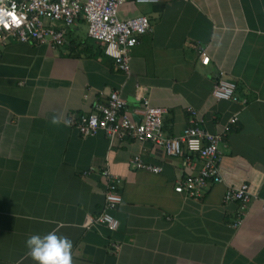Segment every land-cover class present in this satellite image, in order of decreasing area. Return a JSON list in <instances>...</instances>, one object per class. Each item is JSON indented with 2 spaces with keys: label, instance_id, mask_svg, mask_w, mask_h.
I'll return each instance as SVG.
<instances>
[{
  "label": "crops",
  "instance_id": "crops-1",
  "mask_svg": "<svg viewBox=\"0 0 264 264\" xmlns=\"http://www.w3.org/2000/svg\"><path fill=\"white\" fill-rule=\"evenodd\" d=\"M130 12L145 14L150 30L128 49L127 73L87 37L83 18L56 47H0V264H37L25 241L53 230L72 241L73 264H264V0H160ZM218 72L234 83L235 100L212 96ZM113 90L128 109L138 107L137 95L165 108L168 136L186 126L187 107L205 131H224L221 181L186 197L173 190L187 172L181 157L149 141L81 136L71 114ZM183 155L199 170L200 158ZM133 156L161 171L133 167ZM102 168L119 179L120 202L108 210L115 229L85 223L104 209ZM243 180L250 197L234 225L237 203L222 194Z\"/></svg>",
  "mask_w": 264,
  "mask_h": 264
},
{
  "label": "built area",
  "instance_id": "built-area-1",
  "mask_svg": "<svg viewBox=\"0 0 264 264\" xmlns=\"http://www.w3.org/2000/svg\"><path fill=\"white\" fill-rule=\"evenodd\" d=\"M160 0H0V47L9 40L19 42L31 41L48 45L51 48L61 45L68 27L74 25L78 18L86 23V35L97 43L104 55L110 57L115 66L127 73L129 68L128 49L138 42V36L150 30V23L145 14H130L136 4H154ZM120 11L129 15L122 17ZM199 63L208 61L203 49L197 48ZM234 83L223 78L218 72L213 78L211 94L215 99L235 100ZM138 107L128 109L126 101L116 91L107 93L105 101L95 102L87 113H72L69 124L76 128L81 136L94 135L101 131L112 143L118 139L129 137L138 141H149L161 147L170 157H181L180 164L186 174L173 190L186 197H197L209 184L221 181L218 165V143L225 132L209 133L194 121L195 112L187 107V124L178 135L168 136L162 131V120L166 113L163 107L153 106L146 97L137 95ZM244 102V100L242 101ZM264 109V100L261 101ZM233 121V118L231 119ZM227 126L224 127L226 131ZM183 151L194 153L201 159L202 165L194 172L190 159ZM130 163L135 168L153 173L161 171L159 165L143 162L133 156ZM87 171L83 172L86 174ZM103 180L104 209L97 215L85 220L101 222L109 229L117 227V220L108 213L119 202L110 197L120 195L117 191L118 177L106 168L98 172ZM264 176V173H263ZM250 197L249 184L243 180L236 186H228L222 194L223 201L237 203V215L234 225L240 222ZM261 207L264 209V199ZM113 249L118 244L112 245Z\"/></svg>",
  "mask_w": 264,
  "mask_h": 264
},
{
  "label": "clouds",
  "instance_id": "clouds-1",
  "mask_svg": "<svg viewBox=\"0 0 264 264\" xmlns=\"http://www.w3.org/2000/svg\"><path fill=\"white\" fill-rule=\"evenodd\" d=\"M50 122L55 125L60 120L53 116ZM110 198L120 201L117 196ZM25 247L28 249L27 255L37 264H73V243L67 236L58 235L57 230L45 235L31 234L25 241Z\"/></svg>",
  "mask_w": 264,
  "mask_h": 264
}]
</instances>
